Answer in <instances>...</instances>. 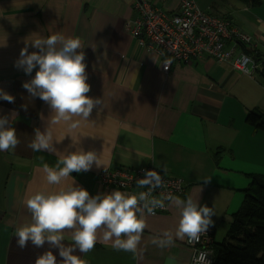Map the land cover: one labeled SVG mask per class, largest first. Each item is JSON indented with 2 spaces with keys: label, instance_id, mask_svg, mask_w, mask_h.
<instances>
[{
  "label": "crops",
  "instance_id": "obj_1",
  "mask_svg": "<svg viewBox=\"0 0 264 264\" xmlns=\"http://www.w3.org/2000/svg\"><path fill=\"white\" fill-rule=\"evenodd\" d=\"M151 1L169 11L180 4ZM195 2L231 20L264 56V0ZM133 4L134 0H0V89L15 98L13 103L0 99V117H9L20 141L15 149L0 151V264H34L48 250L47 244L36 248L31 243L20 249L14 230L31 220L23 203L26 196L57 187L47 185L43 166H55L66 150L80 147L100 155L105 168L93 164L87 172L71 173L75 184L91 195L127 192L100 181L97 172L106 168L155 165L164 175L184 178L185 192L177 197L191 196L212 208L217 242L219 236L227 237L252 175L264 174V131L246 121L251 111L264 114L261 72L246 73L231 61L207 56L192 63L175 61L169 72L164 71V54L143 47L126 30V22L137 16ZM56 33L80 38L91 85L88 95L101 103L75 130L63 122L51 126L56 152H34L28 145L35 129L47 127L51 108L23 87L38 69L28 75L15 64L25 46L29 53L38 51L31 41ZM72 177L64 183H72ZM145 219L135 254L114 249L102 233L93 250L75 254L86 264H190L187 237L174 236L179 211L170 204L167 212L145 213ZM165 230L173 233V244L158 247L153 238ZM52 250L59 260L58 250Z\"/></svg>",
  "mask_w": 264,
  "mask_h": 264
},
{
  "label": "clouds",
  "instance_id": "obj_2",
  "mask_svg": "<svg viewBox=\"0 0 264 264\" xmlns=\"http://www.w3.org/2000/svg\"><path fill=\"white\" fill-rule=\"evenodd\" d=\"M30 43L38 51L29 53L25 46L15 66L28 75L33 69H38L31 80L23 83V87L31 96L46 102L51 108V115L44 131L35 129L28 147L34 152H56L51 126L63 122L68 129L75 130L81 120L89 119L94 107L99 106L101 101L88 95L91 85L87 82L85 53L79 37L56 33ZM169 63L166 61L163 65L165 70ZM0 99L13 103L15 98L0 89ZM16 133L9 117H0V151L16 148L20 143ZM93 164L97 168H105L95 151L77 147L75 151L66 150L58 156L55 166H43L47 185L57 187L28 194L23 203L31 213V220L14 230L20 249L26 248L29 243L36 248L49 246L36 257L34 264H86L75 253L87 254L93 250L99 233H102L105 242L111 241L114 249L135 254L147 226L145 213L155 214L156 209L166 207L165 201L179 211L174 233L176 238L187 237L189 241H198L213 226L215 213L212 208L200 205L193 197L153 196L152 192L163 183L156 170H146L144 177L137 182L139 187H146L148 191L133 194L116 189L91 195L87 189L75 184L71 173L87 172ZM69 177H72V183H64ZM66 239L71 243L66 245ZM153 243L162 248L171 246L173 233L165 230L161 236L153 238ZM52 249L58 250L59 260ZM205 256L201 254V259Z\"/></svg>",
  "mask_w": 264,
  "mask_h": 264
},
{
  "label": "built area",
  "instance_id": "obj_3",
  "mask_svg": "<svg viewBox=\"0 0 264 264\" xmlns=\"http://www.w3.org/2000/svg\"><path fill=\"white\" fill-rule=\"evenodd\" d=\"M133 8L137 16L126 22V30L143 47L164 54L162 67L166 61L170 62L167 70L163 68L166 72L170 71L175 61L192 63L206 56L218 61H231L236 69L246 73L257 70L260 65L254 55L242 49L244 45L253 48L252 37L242 32L231 20L202 10L195 0H180L179 8L173 11L160 8L151 0H134ZM146 170H156L162 177V186L152 192L153 196H177L185 192L184 178L164 175L155 165L106 168L98 171L97 176L105 186L136 194L149 190L139 187L137 183ZM165 204L166 207L156 209L155 214L167 212L170 204L167 201ZM186 244L192 250L190 264H214L215 237L212 227L198 241L187 238ZM201 254H206L204 259H201Z\"/></svg>",
  "mask_w": 264,
  "mask_h": 264
},
{
  "label": "trees",
  "instance_id": "obj_4",
  "mask_svg": "<svg viewBox=\"0 0 264 264\" xmlns=\"http://www.w3.org/2000/svg\"><path fill=\"white\" fill-rule=\"evenodd\" d=\"M261 62L264 56L247 45L242 47ZM246 121L256 130L264 131V114L251 111ZM242 208L234 214L227 237L215 241L214 264H264V174L252 175Z\"/></svg>",
  "mask_w": 264,
  "mask_h": 264
},
{
  "label": "water",
  "instance_id": "obj_5",
  "mask_svg": "<svg viewBox=\"0 0 264 264\" xmlns=\"http://www.w3.org/2000/svg\"><path fill=\"white\" fill-rule=\"evenodd\" d=\"M256 61L259 62V60L257 58H256ZM257 70L262 72L263 71V67L261 65H258Z\"/></svg>",
  "mask_w": 264,
  "mask_h": 264
},
{
  "label": "rangeland",
  "instance_id": "obj_6",
  "mask_svg": "<svg viewBox=\"0 0 264 264\" xmlns=\"http://www.w3.org/2000/svg\"><path fill=\"white\" fill-rule=\"evenodd\" d=\"M250 36V35H249ZM262 66V65H261ZM219 238L220 239H218L219 240V242H221L223 239H222V236H219ZM224 238V237H223Z\"/></svg>",
  "mask_w": 264,
  "mask_h": 264
}]
</instances>
